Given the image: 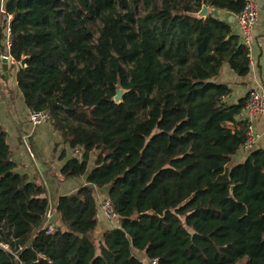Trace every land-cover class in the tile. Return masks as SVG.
<instances>
[{
    "label": "trees",
    "instance_id": "trees-1",
    "mask_svg": "<svg viewBox=\"0 0 264 264\" xmlns=\"http://www.w3.org/2000/svg\"><path fill=\"white\" fill-rule=\"evenodd\" d=\"M203 4L235 15L244 0H2L0 42L25 58L24 104L80 152L61 177L85 181L58 197L46 233V189L14 169L0 125V239L22 264H144L134 251L158 264H264V149L236 159L248 93L228 104L216 80L225 64L245 76L249 53L226 21L190 15ZM97 188L118 213L101 237ZM0 264L19 262L0 248Z\"/></svg>",
    "mask_w": 264,
    "mask_h": 264
},
{
    "label": "crops",
    "instance_id": "crops-1",
    "mask_svg": "<svg viewBox=\"0 0 264 264\" xmlns=\"http://www.w3.org/2000/svg\"><path fill=\"white\" fill-rule=\"evenodd\" d=\"M256 2L258 21L253 30L249 72L245 76H238L225 64L220 68L216 78L218 82L226 83L231 88L230 94L225 98L228 104L235 103L254 88L264 89V0H256ZM209 12L229 23L232 32L241 36L233 14L208 7ZM5 40L6 36L0 42V125L6 132L14 169L25 174L29 181L42 184L46 189L48 202L55 206L59 196L70 194L85 183L83 177L62 178L60 175L62 165L73 157L76 151L71 150L67 144L62 142L60 135L48 121L32 124L28 120L30 110L25 106L15 80L17 67L12 60L7 64L1 61V56L7 54ZM240 117L245 118L246 113L243 111ZM252 127L256 136L250 149H264V115L253 118ZM26 144L29 145L30 152ZM248 150L242 146L236 154V159L241 161ZM93 165L92 157L89 160L88 170ZM104 194L103 189L95 190L97 200ZM56 215L55 218H57ZM97 218L96 234L101 237L106 229L114 226V223L105 219L99 213V209Z\"/></svg>",
    "mask_w": 264,
    "mask_h": 264
},
{
    "label": "built area",
    "instance_id": "built-area-1",
    "mask_svg": "<svg viewBox=\"0 0 264 264\" xmlns=\"http://www.w3.org/2000/svg\"><path fill=\"white\" fill-rule=\"evenodd\" d=\"M0 10L2 9V0L0 2ZM237 25L239 27L241 36L240 40L243 46L248 50L249 53V62H250V53H251V43L253 40V30L258 21V6L256 0H244V7L240 13L234 15ZM7 35H9V30L7 29ZM6 47L9 48V40H6ZM1 57H10V61L12 60L16 67H18L19 63L16 62L9 54H4ZM244 111L246 113L247 120V137L243 144L244 149H250L254 137L256 134L253 132L252 127V119L264 115V89L254 88L248 92L247 100L245 102ZM49 112L47 110H38V111H30L28 115V120L32 124H41L47 122L49 120ZM27 150L30 152L29 145L26 144ZM78 155L80 152L76 151ZM31 154V153H30ZM97 207L99 209V213L114 223V226H118V213L114 209V205L112 201L108 198H102L98 200ZM55 206H52L49 203L47 211L44 215L43 222L41 224V229L45 230L46 233H51L55 228ZM0 248L9 254H12L15 259L22 264L19 259L18 252H14L8 243L4 242L0 239ZM18 249L21 250L22 246H18ZM146 264H158L156 260L147 261Z\"/></svg>",
    "mask_w": 264,
    "mask_h": 264
},
{
    "label": "water",
    "instance_id": "water-1",
    "mask_svg": "<svg viewBox=\"0 0 264 264\" xmlns=\"http://www.w3.org/2000/svg\"><path fill=\"white\" fill-rule=\"evenodd\" d=\"M207 13H208V6L203 4L198 12L191 13L190 15H193V16L198 17V18H205L207 16ZM1 61L4 62V64H7L10 61V57H2ZM19 66L20 67L25 66V58H23L19 62ZM125 92H126V90L121 87L120 82L118 81L115 85V95L113 97V100L116 103H119L122 100V96ZM89 186L92 188L94 187V185L90 184V183H89Z\"/></svg>",
    "mask_w": 264,
    "mask_h": 264
},
{
    "label": "rangeland",
    "instance_id": "rangeland-1",
    "mask_svg": "<svg viewBox=\"0 0 264 264\" xmlns=\"http://www.w3.org/2000/svg\"><path fill=\"white\" fill-rule=\"evenodd\" d=\"M137 11H138V14H142L143 13V10H142V6L141 5H138L137 6ZM100 27V23L97 22L95 25H90L89 24V28L91 29V31L93 32L94 34V37L97 36V29ZM75 154V153H74ZM99 189V188H97ZM99 190H102V189H99ZM104 198L103 196L100 197V199ZM98 201V200H97ZM95 235L97 236V234L95 233ZM98 237V236H97ZM134 253L138 256V257H141L142 258V261L144 262V264L147 263V260L143 257L142 254H140L139 252H136L134 251ZM240 264H243V263H240Z\"/></svg>",
    "mask_w": 264,
    "mask_h": 264
}]
</instances>
